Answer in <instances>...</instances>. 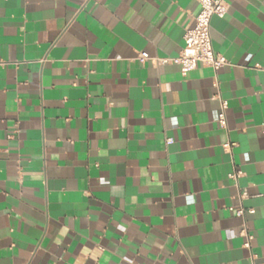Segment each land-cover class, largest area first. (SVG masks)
I'll list each match as a JSON object with an SVG mask.
<instances>
[{"label":"crops","instance_id":"1","mask_svg":"<svg viewBox=\"0 0 264 264\" xmlns=\"http://www.w3.org/2000/svg\"><path fill=\"white\" fill-rule=\"evenodd\" d=\"M227 2L184 76L198 0H0V264H264V0Z\"/></svg>","mask_w":264,"mask_h":264},{"label":"built area","instance_id":"2","mask_svg":"<svg viewBox=\"0 0 264 264\" xmlns=\"http://www.w3.org/2000/svg\"><path fill=\"white\" fill-rule=\"evenodd\" d=\"M198 2L200 4V12L195 18L194 28L188 30L184 36L185 46L179 56L174 59H158L161 64L172 63L180 66L184 76L197 69L200 64L214 70H219L228 64L224 56L215 52L211 35L212 19L214 17L224 18L227 15L229 10L228 2L227 0H198ZM138 59L144 63L151 58L147 53L142 52L139 54ZM227 109L228 103L223 101L221 111L217 116V122L224 128L227 127ZM171 143L172 140H169L168 144ZM231 147V145L225 146L226 149ZM234 177L235 175H232V178ZM242 195L246 196L245 193ZM244 213V210L237 211L235 219L238 221L243 220ZM246 235L248 238L246 247L249 248L252 236L248 233Z\"/></svg>","mask_w":264,"mask_h":264}]
</instances>
